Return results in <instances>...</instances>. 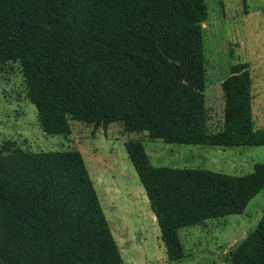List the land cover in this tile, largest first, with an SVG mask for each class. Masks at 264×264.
Returning <instances> with one entry per match:
<instances>
[{
	"label": "trees",
	"instance_id": "trees-1",
	"mask_svg": "<svg viewBox=\"0 0 264 264\" xmlns=\"http://www.w3.org/2000/svg\"><path fill=\"white\" fill-rule=\"evenodd\" d=\"M205 19L204 0H0V62H19L47 135L67 134L71 119L171 145L264 146L242 65L221 86L222 130H208ZM125 150L170 262L184 256L180 230L240 215L264 189V164L231 176L153 167L138 142ZM5 152L0 264H123L79 152ZM231 264H264V213Z\"/></svg>",
	"mask_w": 264,
	"mask_h": 264
},
{
	"label": "rangeland",
	"instance_id": "rangeland-1",
	"mask_svg": "<svg viewBox=\"0 0 264 264\" xmlns=\"http://www.w3.org/2000/svg\"><path fill=\"white\" fill-rule=\"evenodd\" d=\"M201 24L204 56V108L207 127L223 128L222 83L235 65L251 78V114L255 129L264 128V0H204ZM67 134H45L28 100L19 62H0V154L80 153L110 234L123 264H231V254L264 213V189L240 215L209 220L179 231L183 258L167 260L156 220L129 162L125 146L138 142L153 167L202 169L231 176L264 164V146L218 147L165 144L145 132L127 133L119 123L106 129L68 119Z\"/></svg>",
	"mask_w": 264,
	"mask_h": 264
}]
</instances>
